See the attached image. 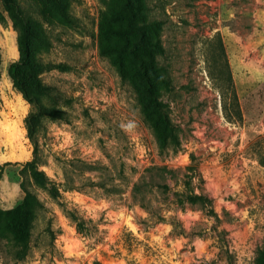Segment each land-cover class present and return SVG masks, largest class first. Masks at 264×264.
I'll use <instances>...</instances> for the list:
<instances>
[{"label":"rangeland","instance_id":"obj_1","mask_svg":"<svg viewBox=\"0 0 264 264\" xmlns=\"http://www.w3.org/2000/svg\"><path fill=\"white\" fill-rule=\"evenodd\" d=\"M116 1L0 0V209L25 191L43 205L26 257L1 240L0 264H264V64L245 67L226 31L252 21L219 0H131V22ZM150 165L169 169L151 194L163 219L131 197ZM65 167L82 187L65 188Z\"/></svg>","mask_w":264,"mask_h":264},{"label":"trees","instance_id":"obj_2","mask_svg":"<svg viewBox=\"0 0 264 264\" xmlns=\"http://www.w3.org/2000/svg\"><path fill=\"white\" fill-rule=\"evenodd\" d=\"M116 5L117 8L114 10L115 19L117 18V15H119V17L123 16L126 21L127 19L131 22L137 20L138 13H135L131 0H119L118 2L116 1ZM115 31L116 28H114L112 33H114ZM117 35H119V31L117 32ZM132 43V41H126L125 46L126 50L129 53L134 54L136 52V49ZM23 57H26V53L23 55ZM136 74L139 80L148 79L149 70L148 68L143 66L142 68H137ZM147 94L149 97L151 96V92L149 90L147 91ZM235 101H237L236 97ZM148 105L150 106L149 110L151 113H155L157 116L161 117V114H163L159 110L161 104L156 99H152L150 103L148 102ZM224 109H226V104H224ZM235 111L236 114L240 116L239 108H237V106L235 108ZM79 162V165L82 166V168L97 169L99 170L101 175L106 174L110 170L108 166H98L95 162H86L84 160H79ZM30 169L34 180L41 186H43L50 196L60 197V192L58 188L52 184V181L48 178V176L44 173L43 170L37 169L33 166V164L30 165ZM168 171L169 169L164 165H150L144 169V172L140 175L139 179L132 183V199L141 207L145 208L149 213V216H153L156 219H163V216L158 214L152 206V186L155 185L157 187L165 188L166 173ZM63 173V185L66 189H72L83 186V184H76L75 179L72 177L68 168L65 167ZM122 174L123 168L120 167L119 170H117L116 175L117 177L122 178ZM87 180H89L87 183L99 185L105 191L111 192L119 189L118 184L113 181H100L96 184L89 177L87 178ZM25 192L26 194L19 204L11 208L0 209V241H4L7 249L12 253V256L16 259H23L28 254L31 246L30 240L32 236L33 223L38 211L43 209V205L36 198L35 195H33L29 191ZM187 199H189L191 202H195L197 200V196L188 195ZM64 204L65 203H63L64 212L69 218H71L76 223L77 229L81 231L83 229L84 224L83 218L77 214L74 208H67ZM47 231L50 236V240L53 241L55 238V232L52 230V228H50V226L47 228Z\"/></svg>","mask_w":264,"mask_h":264},{"label":"crops","instance_id":"obj_3","mask_svg":"<svg viewBox=\"0 0 264 264\" xmlns=\"http://www.w3.org/2000/svg\"><path fill=\"white\" fill-rule=\"evenodd\" d=\"M238 2L235 3V0H219L220 5L225 4L229 21H233L237 13H241L249 17L252 25L247 30L239 31L230 24L226 31L231 35V39L237 42L243 56L241 59L243 65L247 68L257 69L264 64V52L261 49L264 42L262 41L264 39V0H238ZM255 51L262 54V57L258 59L250 55L251 52Z\"/></svg>","mask_w":264,"mask_h":264}]
</instances>
